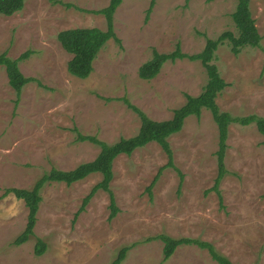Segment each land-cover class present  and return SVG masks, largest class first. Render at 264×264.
<instances>
[{
  "label": "rangeland",
  "instance_id": "obj_1",
  "mask_svg": "<svg viewBox=\"0 0 264 264\" xmlns=\"http://www.w3.org/2000/svg\"><path fill=\"white\" fill-rule=\"evenodd\" d=\"M150 2L124 0L117 8L113 26L121 44L109 40L86 79L69 74L72 55L57 36L76 28L105 31L106 18L92 12L110 0H25L21 11L0 14V54L18 59L30 51L19 68L36 80L23 87L16 103L0 67V264H112L134 243L121 264H218L195 245L179 246L165 259L164 243L147 241L162 234L211 243L232 264H264V136L256 124H230L219 198L211 191L219 132L208 109L188 117L168 138L174 166H166L168 157L156 142L115 158L110 188L116 217L109 218L110 196L100 190L74 219L101 173L72 185L52 182L41 190L34 235L14 244L26 228L28 208L14 194L3 198L7 189L30 190L52 168L69 171L94 161L101 148L80 135L109 145L136 136L141 119L125 100L161 122L186 103V94L203 91L207 71L188 58L166 62L151 81L141 79L139 68L153 50L169 54L179 43L183 53L194 55L207 39L237 34L236 0H156L146 22ZM250 7L261 47H245L236 56L226 42L211 62L229 84L216 104L236 118L264 117V0H250ZM38 238L46 244L41 256L35 254Z\"/></svg>",
  "mask_w": 264,
  "mask_h": 264
},
{
  "label": "trees",
  "instance_id": "obj_2",
  "mask_svg": "<svg viewBox=\"0 0 264 264\" xmlns=\"http://www.w3.org/2000/svg\"><path fill=\"white\" fill-rule=\"evenodd\" d=\"M124 0H110L108 7L92 13L103 15L107 22V29L105 31L99 28H76L61 31L57 39L65 49L66 52L72 55L69 61L67 70L69 74L79 79H86L93 71V62L105 44L114 39L118 44L121 40L117 37L114 31L113 20L114 13ZM212 2L213 0H208ZM237 5L235 11L232 13V19L235 23L237 34L231 31H225L216 39H207L204 49L194 55H187L180 49V44L176 45V49L169 53H159L153 50L152 58L144 63L139 68V76L141 79L151 81L155 79L163 65L170 61L182 60L188 58L192 61H200L208 74V81L203 91L197 96L186 94V103L174 111L173 117L166 121H155L150 119L144 112L137 107L131 105L127 100L125 102L134 110L141 119V127L136 136L131 138H122L115 144L109 145L105 142L99 141L93 136L80 135L78 139L81 141H90L97 144L101 151L97 158L88 163H83L73 170L63 171L52 168L48 173H45L34 185L33 189H17L9 188L2 196L7 197L10 194L18 200H23L28 208L27 225L25 230L15 239L14 244L19 246L28 242L34 235V228L37 221V212L39 204L42 201L41 190L46 184L52 182L66 183L72 185L75 182L85 179L93 173H101L102 180L95 185L91 192L83 199L82 205L75 215V220L78 216L86 210L92 197L100 190L107 192L110 196L111 214L110 219H113L119 213L116 204L114 193L110 188L111 181L113 180V162L116 157L121 154L131 155L136 149L142 148L151 142L158 143L168 157V164L166 166H174L172 161V151L168 143V138L171 135L179 133L185 124V120L190 116L200 117L202 109L211 111L213 119L218 127L219 132V149L217 151L218 161V176L215 185L211 191H215L220 197L219 184L221 179L226 174L224 166L225 152L227 149L228 128L231 123H238L241 126H249L256 124L260 134L264 136V117L256 115H249L246 117H232L228 112H221L216 104V97L218 94L229 85L220 76L218 68L211 62L215 59V52L219 46L226 42L231 45V51L234 55H239L245 47L259 48L261 47L262 37L259 34L256 26L255 19L252 17L250 0H236ZM156 4V0H151L150 6L147 11L146 22L149 20V15ZM25 0H0V14L4 16H12L13 14L21 11L24 8ZM71 7L70 4H65ZM31 52L27 51L22 54L18 59H11L8 57L7 52L0 54V67H4L9 80V85L14 89L19 101L21 91L25 85L30 82L36 81L32 78L25 77L19 68V62L27 59ZM163 169V168H162ZM161 171L159 172V174ZM158 174V175H159ZM158 176L155 178L154 183L157 181ZM209 191V192H211ZM160 239L164 243V257L169 259L175 250L182 245H195L201 249L207 250L218 264H232L228 258L219 255L211 243L199 241L197 239L189 238H173L171 236L162 234L147 241ZM135 243L130 246L123 247L118 256L112 264H121L125 256ZM46 250V244L42 239L37 240L35 246V254L37 256L43 255Z\"/></svg>",
  "mask_w": 264,
  "mask_h": 264
}]
</instances>
